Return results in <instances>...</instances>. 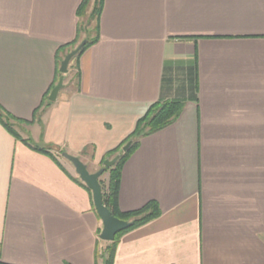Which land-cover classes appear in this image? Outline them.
I'll list each match as a JSON object with an SVG mask.
<instances>
[{"label": "crops", "instance_id": "crops-1", "mask_svg": "<svg viewBox=\"0 0 264 264\" xmlns=\"http://www.w3.org/2000/svg\"><path fill=\"white\" fill-rule=\"evenodd\" d=\"M82 1L0 0V108L22 131L0 123V264H103L92 194L60 154L98 171L160 102L184 108L141 140L118 204L161 215L113 264H264V0H104L100 40L42 105Z\"/></svg>", "mask_w": 264, "mask_h": 264}, {"label": "trees", "instance_id": "trees-1", "mask_svg": "<svg viewBox=\"0 0 264 264\" xmlns=\"http://www.w3.org/2000/svg\"><path fill=\"white\" fill-rule=\"evenodd\" d=\"M104 0H83L78 10L79 24L76 40L63 48L57 53L58 69L56 74V80L52 86L51 91L58 83L62 74L59 71L60 65L67 53L74 50L79 44L85 42L84 47L71 61H76L87 49L95 45L100 40V22L103 11ZM80 75L78 74L77 80L79 81ZM66 80V76L64 77ZM49 100V94L44 98L42 105ZM49 102V101H48ZM184 105L181 102H160L153 104L144 117H142L136 126L134 132L115 150L106 154L100 163V169L103 168V162L106 159H112L115 156L121 154L118 162L110 169H106L103 176L100 178L103 191V203L112 212L114 217L130 222L131 226L117 235L114 242L107 243V246L100 253H96L97 262L103 261V264H113L114 252L116 249L117 240L120 236L128 233L134 229L142 227L148 224L150 221L158 218L161 215L159 206L156 202L147 204L144 208L133 212H121L119 209V193L121 185L122 170L128 159L133 155L134 152L139 148L140 142L143 138L148 137L177 121L183 111ZM12 117L5 114L0 108V123L8 130L12 135L19 137L17 132L14 130L12 125L7 121ZM129 142H132L131 147L127 153H122V148ZM89 149V148H88ZM40 151H46L41 149ZM86 150L84 154H87ZM61 153V157L63 158ZM85 188L86 185L77 179ZM89 190V189H88ZM90 191V190H89ZM92 194V192L90 191Z\"/></svg>", "mask_w": 264, "mask_h": 264}, {"label": "water", "instance_id": "water-1", "mask_svg": "<svg viewBox=\"0 0 264 264\" xmlns=\"http://www.w3.org/2000/svg\"><path fill=\"white\" fill-rule=\"evenodd\" d=\"M85 42H82L77 46L74 50L68 53L63 59L61 66L59 68L62 77L59 79L56 86L53 88L49 95L50 102H56L59 93L65 87V75H67L69 71V65L74 57L78 55V53L84 47ZM132 142H129L126 146L122 148V153L125 154L131 147ZM121 154L115 156L112 159H106L103 162V168L99 169L96 172H91L88 169V166L84 164L78 157L72 156L70 154L64 153L63 158L70 162L76 171L79 179L86 185V187L92 192L93 204L94 208L102 221V231L100 234V239L104 242H114L117 235L121 232L127 230L130 226V222H126L120 220L112 214V212L104 205L103 203V191L102 185L100 183V178L105 173L106 169L112 168L120 159Z\"/></svg>", "mask_w": 264, "mask_h": 264}, {"label": "rangeland", "instance_id": "rangeland-1", "mask_svg": "<svg viewBox=\"0 0 264 264\" xmlns=\"http://www.w3.org/2000/svg\"><path fill=\"white\" fill-rule=\"evenodd\" d=\"M79 46V45H78ZM70 53V52H69ZM68 54V53H67ZM66 54V55H67ZM65 58V57H64ZM63 61V60H62ZM62 63V62H61ZM71 64V63H70ZM61 66V65H60ZM70 66V65H69ZM68 73H69V71H68ZM68 73H67V75H68ZM67 75H65V76H67ZM67 78V77H66ZM68 79V78H67ZM66 81V80H65ZM69 86V85H68ZM65 88V87H64ZM7 121L12 125V127L14 128L15 126L17 127V128H15L14 130L17 132H20V133H22V131L19 129V127L17 126V125H15L13 122H11L9 119H7ZM85 159V158H84ZM64 161H66L67 163H68V161L67 160H65V159H63ZM69 164H70V162H69Z\"/></svg>", "mask_w": 264, "mask_h": 264}]
</instances>
